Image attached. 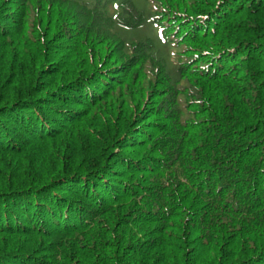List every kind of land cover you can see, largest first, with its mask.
Returning <instances> with one entry per match:
<instances>
[{"label": "trees", "instance_id": "16d2710c", "mask_svg": "<svg viewBox=\"0 0 264 264\" xmlns=\"http://www.w3.org/2000/svg\"><path fill=\"white\" fill-rule=\"evenodd\" d=\"M139 1L0 0V264H264V0Z\"/></svg>", "mask_w": 264, "mask_h": 264}, {"label": "rangeland", "instance_id": "374dc122", "mask_svg": "<svg viewBox=\"0 0 264 264\" xmlns=\"http://www.w3.org/2000/svg\"><path fill=\"white\" fill-rule=\"evenodd\" d=\"M135 2H136V4L138 3L140 5V1L139 0H135ZM138 4H137V6L139 7ZM133 33H137V31L133 32ZM147 37L152 38L154 40L158 39V37L154 33H151L150 29H148L147 31H143L142 34L137 33L136 35H133V37H131L133 39H131V40H143V39H145Z\"/></svg>", "mask_w": 264, "mask_h": 264}]
</instances>
